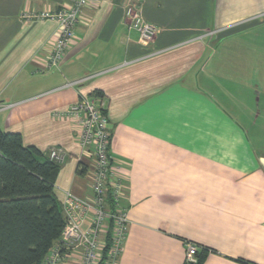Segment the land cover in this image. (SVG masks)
<instances>
[{
    "label": "crops",
    "instance_id": "1",
    "mask_svg": "<svg viewBox=\"0 0 264 264\" xmlns=\"http://www.w3.org/2000/svg\"><path fill=\"white\" fill-rule=\"evenodd\" d=\"M73 1L0 0V128L65 152L64 213L67 192L93 199L95 161L62 115L102 96L129 219L120 263L188 264L191 243L203 264H264V0H90L50 67L58 23L33 16ZM131 6L158 30L149 48ZM80 261L68 251L62 264Z\"/></svg>",
    "mask_w": 264,
    "mask_h": 264
},
{
    "label": "built area",
    "instance_id": "2",
    "mask_svg": "<svg viewBox=\"0 0 264 264\" xmlns=\"http://www.w3.org/2000/svg\"><path fill=\"white\" fill-rule=\"evenodd\" d=\"M89 1L74 0L69 8L33 16L58 23V37L51 52L50 67L57 66L63 60L75 40L76 26ZM127 17L131 28L139 33L140 43L147 48L151 47L158 35L156 26L149 23L141 9L136 6L128 8ZM87 79L69 82L66 87L82 85ZM62 116L78 120L81 127L78 143L95 161L92 185L94 197L90 201L79 198L71 192L66 193L64 201L66 225L59 246L53 250L46 264H60L62 250L67 252L80 250V264H100L105 245L103 238L109 222L113 223L112 249L104 264H121L120 256L129 230V219L127 208L123 206L124 179L117 171L119 165L113 162L110 155L111 134L104 98L100 95L81 98ZM49 158L61 165L66 160V154L63 150L55 148L49 151ZM87 218L92 219V225L84 228L83 223ZM199 250L200 248L195 244L186 245L188 264H197Z\"/></svg>",
    "mask_w": 264,
    "mask_h": 264
},
{
    "label": "trees",
    "instance_id": "3",
    "mask_svg": "<svg viewBox=\"0 0 264 264\" xmlns=\"http://www.w3.org/2000/svg\"><path fill=\"white\" fill-rule=\"evenodd\" d=\"M61 165L19 133L0 128V264H46L59 246L66 219L55 190ZM110 203V201H109ZM113 223L104 236L100 264L112 249ZM67 251H61V261ZM207 253L199 250L197 264Z\"/></svg>",
    "mask_w": 264,
    "mask_h": 264
},
{
    "label": "rangeland",
    "instance_id": "4",
    "mask_svg": "<svg viewBox=\"0 0 264 264\" xmlns=\"http://www.w3.org/2000/svg\"><path fill=\"white\" fill-rule=\"evenodd\" d=\"M261 113L264 112V100L260 103V107H259ZM263 119H264V113L262 114V116L259 118V123H260V126L263 127Z\"/></svg>",
    "mask_w": 264,
    "mask_h": 264
}]
</instances>
